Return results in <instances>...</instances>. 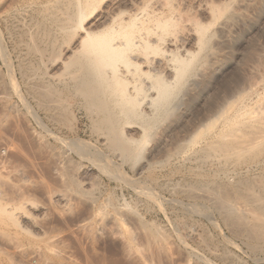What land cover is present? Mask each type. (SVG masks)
Instances as JSON below:
<instances>
[{"label":"rangeland","instance_id":"rangeland-1","mask_svg":"<svg viewBox=\"0 0 264 264\" xmlns=\"http://www.w3.org/2000/svg\"><path fill=\"white\" fill-rule=\"evenodd\" d=\"M53 1L0 0V202L7 207L0 264H264V243L254 239L264 235L253 226L257 210L238 198L239 187L255 194L264 187V141L256 142L264 133V0L230 8L227 29L211 40V65L154 120L131 159L108 145L62 82L70 45ZM44 5L53 10L39 15ZM27 30H41L44 45L57 39L55 60L29 53ZM27 61L46 64L27 72ZM47 85L62 93L52 109H64L63 118L32 91ZM234 93L236 112L201 129ZM218 142L225 144L211 147ZM229 143L249 148L239 157L231 145L229 155ZM219 190L238 206L221 202ZM154 230L162 235L155 239Z\"/></svg>","mask_w":264,"mask_h":264},{"label":"bare ground","instance_id":"bare-ground-1","mask_svg":"<svg viewBox=\"0 0 264 264\" xmlns=\"http://www.w3.org/2000/svg\"><path fill=\"white\" fill-rule=\"evenodd\" d=\"M250 1L251 0H54V7H59L61 10L59 8L57 10L63 11L64 13L63 15L65 17H62L58 23H60L59 28L65 32L64 41L70 45L68 49L69 55L63 62L65 64V75L63 74L65 78L62 76L64 78L62 82L65 81L67 85H65V87H69L70 92L72 90L73 94L74 91L79 99H81L83 102L82 104L85 105L84 107H86L87 111L94 119V129L108 137L110 141L108 145L120 151L125 157L130 158L140 151L139 144L147 135L154 120L170 112L172 107L177 105L175 103L181 92L188 87L194 78L204 74V71L208 68L206 67L208 64L211 65L213 59L210 58L211 54L208 53L211 46L210 43L216 30L227 29L228 12L230 8L235 7L233 6L234 4H240V6H236L241 8L242 6L247 7ZM47 6L48 5H44L43 9L39 10L37 13L39 15H44L46 14L45 11L50 12L53 10V6ZM52 18L54 19V17ZM55 18L57 19L58 16ZM39 31L41 33V30ZM40 33H38V31L37 33L31 31L24 33V35L27 36L26 46L29 53L32 55H40V59L41 55L49 52L50 56H47H49L50 59L48 60H55V56L58 54L56 51L57 47L53 45L55 39L50 38V44L46 42V45H44L43 43L45 42H43V38L39 36ZM46 34L48 37L51 36L48 30ZM46 61H44L45 63H41L42 61L39 63L40 68L42 65L46 64ZM33 62L25 63L24 70L33 72L35 67L38 66V63L37 66H34ZM36 69L39 71L38 68ZM33 74L32 76L40 75L39 73ZM50 84L52 85V83ZM51 85L45 86L42 90L33 89L32 91L40 95V100L44 106L46 105L49 109L51 108L50 110H52V112L54 111L56 115L62 116L61 118H63V114L66 113H64V109L58 111L59 114L56 110L52 109V105L54 107V105L57 104L58 106V103H62V96L60 95L62 93L58 90L59 88L57 89ZM239 95L238 93L237 95L234 93L231 99L225 100L226 102L217 112L213 113L214 115L211 113L213 115L212 117L207 116V123L205 121L206 117L202 120V122L205 121L206 124H203L200 128H211L213 124L215 125L216 122L220 121H218V119L229 115L231 111L235 113L236 108H234V105ZM232 113H230V115ZM233 129H230V132H228L229 134H226L230 136L235 135L236 131ZM196 132L198 133L195 134L194 132V136L200 134V129H197ZM257 133L256 131V134ZM223 135L224 133L219 134L220 137H224ZM228 135H225L227 136L226 138L229 137ZM259 138L260 141L256 142L264 141L263 132L261 135L259 134L258 139ZM245 141H248V139ZM213 144L214 146L212 145L211 147H220L225 143L222 144V142H218ZM228 145L230 146H227L226 150L223 148L225 152L231 155L235 150L233 155L239 156L240 152L246 149L248 144H245L246 148L244 147L242 150L238 149L239 144L233 145L229 143ZM231 145L236 147L234 148ZM256 147H258V144ZM253 148H255V146ZM237 149L238 153L236 151ZM248 151L249 150H247L246 153L249 154L250 151ZM225 152L223 153L226 154ZM258 177L260 178V176ZM244 185H242L243 188ZM236 189L235 191H237ZM238 189L240 193L238 198L243 195L245 200L255 205V209L257 210H255L257 212L255 216L257 217L255 218L253 226L256 230H261L264 234V187L261 188L259 193L256 191V194L254 193L255 191H253L255 189H253L251 185H246L245 191H241L240 187ZM221 190L225 191V187ZM233 191L234 190H232V192ZM219 194L218 197L220 196ZM225 195H229V193H225ZM225 195L221 193L220 199H218L223 203H229L233 195L231 194V198ZM229 198L230 201H228ZM232 200L233 201L230 202V207L233 208V205L236 208L238 205L235 206L236 204H233L235 196ZM227 207L229 206L227 205ZM239 210L238 207L237 211ZM6 211V204L0 202V217L6 213ZM246 213L242 219L246 218ZM230 214L231 217L238 216L232 210ZM238 219L240 220V216H238L237 220ZM242 224L245 225L244 223ZM240 225H238L239 228ZM244 230L246 229L244 228ZM159 231H152V235L155 239L162 235ZM252 231L254 232V228ZM257 233L256 235H258ZM254 239L264 243V235L256 236Z\"/></svg>","mask_w":264,"mask_h":264},{"label":"built area","instance_id":"built-area-1","mask_svg":"<svg viewBox=\"0 0 264 264\" xmlns=\"http://www.w3.org/2000/svg\"><path fill=\"white\" fill-rule=\"evenodd\" d=\"M0 196H1V192H0Z\"/></svg>","mask_w":264,"mask_h":264}]
</instances>
